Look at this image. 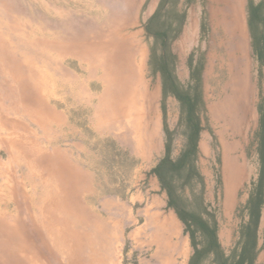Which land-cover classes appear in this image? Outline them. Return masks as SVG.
I'll list each match as a JSON object with an SVG mask.
<instances>
[{"label":"rangeland","instance_id":"rangeland-1","mask_svg":"<svg viewBox=\"0 0 264 264\" xmlns=\"http://www.w3.org/2000/svg\"><path fill=\"white\" fill-rule=\"evenodd\" d=\"M255 5L262 20L251 27L248 9ZM184 6L177 0H0V213L33 233L30 242L41 237L51 244L46 225L65 220L71 235L88 237L83 264H188L194 247L208 243L202 235L191 239L181 224L182 236L165 241L184 242L182 263L174 254L157 256L159 245L151 241L152 213L169 208L153 173L166 159L176 205L215 230L227 263L238 261L246 245L251 264H264V0L246 1L235 32L226 31L227 16L224 24L204 14L199 37L180 46ZM121 36L138 40L151 94L139 117L128 107V124L112 119L110 109L98 110L107 56L115 59ZM45 44L66 55L42 57ZM194 143V153L182 158L186 164L170 169ZM201 264H216L215 257L206 254Z\"/></svg>","mask_w":264,"mask_h":264},{"label":"bare ground","instance_id":"bare-ground-1","mask_svg":"<svg viewBox=\"0 0 264 264\" xmlns=\"http://www.w3.org/2000/svg\"><path fill=\"white\" fill-rule=\"evenodd\" d=\"M15 5V4H14ZM14 7V6H13ZM12 7V8H13ZM20 8V7H18ZM17 8V9H18ZM15 9V8H14ZM12 9V11H14ZM13 14V13H12ZM4 19V18H3ZM31 20V19H30ZM2 21V20H1ZM12 22V21H11ZM6 24V23H5ZM77 25V24H76ZM85 25V24H84ZM6 26V25H5ZM3 27V26H2ZM14 28V27H13ZM26 28V27H25ZM7 29V28H6ZM8 31V30H7ZM19 31V30H18ZM3 33V32H2ZM4 34V33H3ZM7 34V32H6ZM18 35V34H17ZM120 35V34H119ZM122 35V34H121ZM4 36V35H3ZM15 37V36H14ZM118 37V36H117ZM122 37V36H121ZM25 38V37H24ZM23 39V38H22ZM18 40V39H17ZM16 40V41H17ZM20 40V38H19ZM18 40V41H19ZM10 41V40H9ZM44 41V39H43ZM106 41V40H105ZM32 42V41H31ZM39 42V41H38ZM47 42V41H46ZM44 42V43H46ZM80 42V41H79ZM78 42V43H79ZM104 42V41H103ZM22 44L23 41H22ZM35 44V43H34ZM43 44V42H42ZM77 44V43H76ZM121 47L112 61L107 56V110H111L112 119H125L130 123L129 112L133 111V117H139L142 113L143 100L151 98L147 91V84L143 81L142 48L132 36H123L120 39ZM7 45V42L6 44ZM61 45V44H60ZM64 45V44H63ZM67 45V44H66ZM70 45V44H68ZM2 46V45H1ZM37 47V46H35ZM41 48L40 55L49 56V53L59 54V57L66 55V49L58 48L55 45H46ZM9 48V47H8ZM33 48V47H32ZM38 48V47H37ZM36 53V50H35ZM39 53V52H38ZM91 54V53H90ZM39 55V56H40ZM104 55V54H103ZM94 56V54H93ZM14 58V57H13ZM43 58V60H45ZM54 58V57H53ZM52 58V59H53ZM58 58V57H57ZM76 58V56H75ZM74 58V60H75ZM90 58V57H89ZM59 59V58H58ZM57 59V60H58ZM79 59V58H77ZM82 59V58H80ZM95 59V58H94ZM51 60V59H50ZM89 60V59H88ZM48 61V60H47ZM46 61V62H47ZM54 61V60H53ZM76 61V60H75ZM92 62V60H89ZM97 61V60H96ZM99 61V60H98ZM45 62V61H44ZM63 62V60H62ZM94 62V61H93ZM41 63V62H40ZM48 63V62H47ZM59 63V62H58ZM86 63V62H85ZM81 65V64H80ZM88 65V64H87ZM1 66V65H0ZM19 66V65H18ZM42 66V65H41ZM97 66V65H96ZM37 67V66H36ZM51 67V66H50ZM56 67V66H55ZM61 67V66H60ZM2 68V67H1ZM57 68V67H56ZM58 69V68H57ZM45 69H43L44 71ZM93 70V69H92ZM91 70V71H92ZM104 70V68H103ZM4 71V70H3ZM13 71V70H12ZM23 71V70H22ZM39 71V70H38ZM47 71V70H46ZM102 71V70H101ZM19 72V71H18ZM30 72V71H29ZM48 72V71H47ZM54 73V71H52ZM51 72V73H52ZM58 72V71H57ZM61 72V71H60ZM10 73V72H9ZM50 73V75H52ZM7 74V73H6ZM34 74V73H33ZM44 74V73H43ZM47 74V73H45ZM41 75V73H40ZM62 75V74H61ZM9 76V75H8ZM14 76V75H13ZM21 76V75H19ZM30 76V75H29ZM43 76V75H42ZM45 76V75H44ZM34 77V76H33ZM31 77V78H33ZM38 77V76H37ZM48 77V76H47ZM39 78V77H38ZM51 78V77H50ZM57 79V78H56ZM60 79V78H59ZM68 79V78H67ZM70 79V78H69ZM13 80V79H12ZM33 79H31L32 81ZM36 80V79H35ZM40 80V79H39ZM46 80V79H45ZM44 80V81H45ZM50 80V79H49ZM64 80V79H63ZM66 80V79H65ZM53 81V80H52ZM6 82V81H5ZM28 82V81H27ZM33 82V81H32ZM38 82V80H37ZM43 82V81H41ZM49 82V81H48ZM104 82V81H103ZM9 84V83H8ZM26 84V83H25ZM104 84V83H102ZM53 85V84H52ZM51 85V87H52ZM38 86V85H37ZM43 86V85H42ZM49 85H47L48 87ZM74 87V86H73ZM12 88V87H11ZM44 88V86H43ZM54 88V87H52ZM104 88V87H103ZM45 89V88H44ZM11 90V89H10ZM39 90V88H38ZM47 92V89L45 90ZM6 92V91H5ZM58 92V91H57ZM44 93V92H43ZM83 93V92H82ZM44 95V94H43ZM156 96V95H155ZM86 97V96H85ZM46 98V97H45ZM54 99V98H53ZM102 99V98H101ZM19 100V99H18ZM154 103V102H153ZM233 103V102H232ZM18 107V105H17ZM130 111H129V108ZM229 108V107H228ZM104 109V108H103ZM18 110V109H17ZM21 110V109H20ZM105 113L104 111H102ZM146 113V112H145ZM110 116V117H111ZM134 117V118H135ZM152 119V118H151ZM63 122V121H62ZM44 124V123H43ZM109 126V125H108ZM137 126V125H136ZM24 127V126H23ZM44 133V132H43ZM27 134V133H26ZM49 134V133H48ZM45 135V134H44ZM153 150V149H152ZM24 153V152H23ZM31 154V153H30ZM33 154V153H32ZM20 156V155H19ZM28 157V156H27ZM32 157V156H31ZM30 157V158H31ZM48 157V156H47ZM34 159V158H33ZM38 159V158H37ZM58 159V158H57ZM56 159V160H57ZM61 159V158H60ZM59 159V160H60ZM29 160V159H28ZM32 160V159H30ZM62 161V160H61ZM60 161V163H61ZM229 161H231L229 159ZM53 162V161H52ZM56 162V161H54ZM58 162V161H57ZM59 163V162H58ZM38 164V162H37ZM39 165V164H38ZM62 166V165H60ZM54 168V167H53ZM66 168V167H65ZM71 168V167H70ZM67 169V168H66ZM72 169V168H71ZM50 170V169H49ZM53 173H57L52 171ZM68 172V171H67ZM71 173V172H70ZM73 174V173H72ZM41 176V175H40ZM54 176V174H53ZM59 178V177H58ZM61 179V178H59ZM61 183V182H60ZM83 183V182H82ZM85 183V181H84ZM57 185V184H56ZM83 185V184H82ZM65 186V185H64ZM62 187V186H61ZM67 188V187H66ZM65 189V188H63ZM69 190V189H68ZM64 192V191H63ZM67 192V191H66ZM73 192V191H72ZM86 193V192H85ZM69 194V191H68ZM71 194V193H70ZM75 195V194H74ZM72 196V195H71ZM70 196V197H71ZM58 198V196H57ZM64 198V197H63ZM53 201H56L55 198ZM66 201V200H65ZM52 202V201H51ZM59 202V201H58ZM49 203V202H48ZM81 203V201H80ZM44 207V206H43ZM77 209V208H76ZM20 210V209H19ZM60 210V209H59ZM45 211V210H44ZM63 211V210H62ZM43 212V211H42ZM46 212V211H45ZM56 212V211H55ZM24 213V212H23ZM47 214V213H46ZM45 214V215H46ZM19 216V214H18ZM54 216V215H53ZM56 217V216H54ZM70 217V216H69ZM79 218V217H78ZM77 218V219H78ZM48 219V218H47ZM62 219V218H61ZM87 219V218H86ZM85 219V220H86ZM81 221V220H80ZM18 220L13 216L0 213V264H83L89 256L83 257L82 251L89 249L88 237L85 235L80 241V236L74 237L67 232L66 227L72 226L70 222L62 221L58 227L46 225L51 244L47 245L40 238L35 244L30 242L27 235H32L24 230V225L18 226ZM54 222V221H53ZM27 223V222H26ZM33 225L32 220H29ZM167 223V222H166ZM55 225V223H54ZM71 225V226H70ZM97 226V225H96ZM30 227V226H28ZM166 227V225L164 226ZM169 228V227H168ZM39 229V228H38ZM71 230V229H70ZM87 230V229H86ZM72 231V230H71ZM68 233V234H67ZM78 233V232H77ZM79 234V233H78ZM88 234V233H87ZM89 235V234H88ZM43 236V235H42ZM77 239V241H75ZM90 239V238H89ZM84 240V241H83ZM91 241V240H90ZM169 244V243H168ZM185 247V246H184ZM179 249V248H178ZM181 252V250H180ZM100 256V255H99ZM84 261V262H83ZM103 262V261H102Z\"/></svg>","mask_w":264,"mask_h":264},{"label":"crops","instance_id":"crops-1","mask_svg":"<svg viewBox=\"0 0 264 264\" xmlns=\"http://www.w3.org/2000/svg\"><path fill=\"white\" fill-rule=\"evenodd\" d=\"M177 1L178 3L180 2L185 5V10L183 11V18L181 19V22H179V25L177 27L179 30L177 35L179 37V45L186 46L188 42H191V39L193 40V38L199 37L200 30L204 21L203 18L205 17L206 13L209 15L210 20L212 16L213 21L219 20L224 23L226 16L231 19V26L226 25L225 27V29H227V32L228 29L231 32H235L237 29H239L241 27V23L243 22V12H245L243 6L245 5L247 0ZM103 95H105V98L104 100L99 98L100 103L98 105V110L101 112L104 111L107 115V88L103 91ZM101 128L103 127L101 126ZM152 215L153 216L151 217V220H157V223L155 221L153 222V225L155 226L151 234V241L159 245V249L157 250V256L161 258V255L163 253H169L174 254L177 257L176 260H181V263L185 261V257L183 258L178 251V247L184 244L183 241L180 240L179 242L177 241V243L174 242L173 244H171L170 242H168L169 244L165 242L166 240L169 241V239H172L173 237L178 239L182 236L181 224L183 223L179 220L177 214L170 208L167 209V207H158L152 213ZM166 222L169 224L167 232L163 230V224ZM161 249L164 251L161 252Z\"/></svg>","mask_w":264,"mask_h":264},{"label":"trees","instance_id":"trees-1","mask_svg":"<svg viewBox=\"0 0 264 264\" xmlns=\"http://www.w3.org/2000/svg\"><path fill=\"white\" fill-rule=\"evenodd\" d=\"M249 13V24L251 27L255 26L258 22H260L262 19L260 18V12H259V5L251 6L248 9ZM258 54L260 58H262L261 51H258ZM183 102L184 99H181ZM197 127H194L193 134H196ZM194 134V135H195ZM194 135H191V140H194ZM195 151V143L190 144L189 149H187L186 153L181 156V159H179L178 163L176 165H172V170H178V168L184 166L186 164V161L182 158L186 156L187 154H193ZM185 161V162H184ZM168 168L167 160H162L153 170V173L156 174L159 177V180L161 181V188L164 190L168 195V207L169 208H175L176 214L179 218V220L185 225V228L187 231H190L191 239L194 238L195 234H200L203 237H205L207 244L205 243L202 247L197 248L194 247L193 255L190 257L188 264H201V261L203 259V256L206 254H213L215 257L216 264H251V255H246L248 249L245 245L239 254L238 261H235L234 263H227V259L224 258L220 246L217 244L216 236H215V230L208 228L203 221L202 218L195 215L194 213H188L186 211H182L178 208V206L175 203V199L173 198L172 189L170 186V183L168 181H165V170ZM254 220L257 218V214L254 213ZM255 225V224H254ZM253 225V227H254ZM250 234H251V241L252 245L254 243V232L251 233L250 228Z\"/></svg>","mask_w":264,"mask_h":264},{"label":"flooded vegetation","instance_id":"flooded-vegetation-1","mask_svg":"<svg viewBox=\"0 0 264 264\" xmlns=\"http://www.w3.org/2000/svg\"><path fill=\"white\" fill-rule=\"evenodd\" d=\"M173 209V211L176 213V209L175 208H172Z\"/></svg>","mask_w":264,"mask_h":264}]
</instances>
